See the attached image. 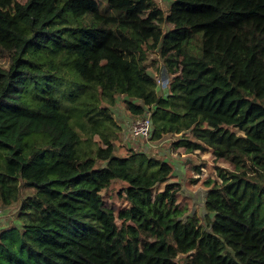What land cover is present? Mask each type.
I'll return each instance as SVG.
<instances>
[{"label":"trees","instance_id":"trees-1","mask_svg":"<svg viewBox=\"0 0 264 264\" xmlns=\"http://www.w3.org/2000/svg\"><path fill=\"white\" fill-rule=\"evenodd\" d=\"M0 51V204L21 201L0 264H264V0H0ZM119 95L152 107L155 138L234 164L207 181L204 220L183 218L168 162L116 153Z\"/></svg>","mask_w":264,"mask_h":264},{"label":"rangeland","instance_id":"rangeland-1","mask_svg":"<svg viewBox=\"0 0 264 264\" xmlns=\"http://www.w3.org/2000/svg\"><path fill=\"white\" fill-rule=\"evenodd\" d=\"M22 3L29 2L30 0H18ZM157 3L160 5V7L163 9L164 13L167 14L169 11V7L173 0H156ZM173 22L171 21H165L163 28L164 30H168L173 26ZM4 34L8 37L9 43L8 47L11 49H14L16 51L20 50L19 44L16 42V39L11 35L10 32H8L6 29H4ZM9 59L3 55V53L0 51V64L6 65L8 63ZM147 66L148 71L152 73L157 80L164 79V86H161L157 83V89L158 93L160 95H164L165 91L167 93L169 92V85L170 81L173 77L172 74H169L168 71L164 68V62L163 59L160 57L158 52H150L148 55L147 60ZM165 70V73L163 72ZM166 74V75H165ZM166 87V88H164ZM126 95H119L117 102L114 106H112V111L114 113L115 118L117 119L119 124L122 127V130L120 132L119 140L116 142V153L123 155L126 150L133 149L135 151L140 150L139 152H144L146 155H154L150 153V149L138 144L137 141H135L131 136V128L133 126V122L137 119L143 118L145 115L150 113L152 114V107L147 106L146 114H143L141 116L133 115L126 107ZM130 99L136 101V103L141 104L140 100L134 97H130ZM153 117V116H152ZM154 123V122H153ZM154 129H155V124ZM183 132L176 133V132H168L163 134L160 138H153L151 141H157L161 149L163 151L171 150L172 148L178 149L179 147H176V142L183 137ZM154 135V134H153ZM133 147V148H131ZM184 152L187 153L186 162L187 165V172L179 179V182L182 184V188L179 194L178 202L180 203V206L183 207L189 203L191 206L188 208L187 217L189 215L195 214L197 215L201 220H204L207 216V214H203L201 208L199 210H193V205L196 204L193 202V199L189 193L191 191V194L196 191L202 189V193L205 194V192L208 190L209 186L211 184H208L207 181L209 179L221 182V179H219L217 175L216 167L218 165L228 168V169H234V164L228 161L224 158H216L212 151L209 149L206 150H195L193 153H189L185 150V148H182ZM150 154V155H149ZM154 156L159 157L157 154ZM153 157V156H151ZM155 158V157H154ZM172 178V176H171ZM127 183L123 180L116 179L112 182V184L103 191L104 200L106 206L112 208L115 213L118 212V210L124 206L127 205V200L124 198L123 195L119 194V191L122 189L123 186H126ZM164 184H159L156 186V188H162ZM155 188V189H156ZM188 189V194L186 195V191ZM29 191L23 190L22 192V198L24 197V193H28ZM189 196V197H186ZM22 200V199H21ZM192 201V202H191ZM21 201L16 202L11 205H5L0 204V233L3 229L6 227H11L13 225L17 224V213L18 209L20 208ZM117 222L120 224L119 219H117ZM179 261L182 263L184 261L183 256H179Z\"/></svg>","mask_w":264,"mask_h":264},{"label":"built area","instance_id":"built-area-1","mask_svg":"<svg viewBox=\"0 0 264 264\" xmlns=\"http://www.w3.org/2000/svg\"><path fill=\"white\" fill-rule=\"evenodd\" d=\"M163 72L165 73V70ZM157 83L161 86H164L165 84L164 79L157 80ZM168 95H169V92L167 93V91H165V94L162 96L168 97ZM140 103L141 105H144L146 107V111H147V105H145L143 101H141ZM150 111L143 118L137 119L136 121L133 122V126L131 128V136L135 141L138 142L137 146L138 144H140L142 148L146 147L150 149V153L154 155L157 154L159 157L149 154L150 156H153L162 161H166L172 166V178L170 179V182L178 181L180 185V191H181L182 184L179 182V179L185 174V172H187V165H188V163L186 162L187 153L182 150L183 147H179L178 149L172 148L171 150L163 151L161 149L160 144L157 141H151L152 137L154 138V135H153L154 134V125H153L154 121H153V117ZM137 151L139 152L140 150H137ZM188 152L193 153L194 151L193 152L188 151ZM189 193L193 199V202L196 204L195 206L193 205V208H194L193 210H195L196 208H197L196 210H199L201 208L202 213L206 215L207 210L205 207V202H206L207 191L205 192V194L202 193V189L196 190L192 194H191V191H189ZM187 194H188V189L186 191V195ZM186 197H189V196H186ZM183 218L187 219L188 217L187 215H184Z\"/></svg>","mask_w":264,"mask_h":264}]
</instances>
